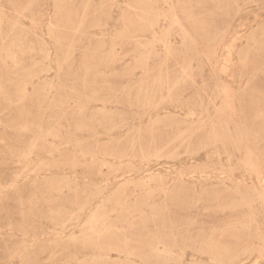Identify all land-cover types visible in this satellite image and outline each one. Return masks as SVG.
Here are the masks:
<instances>
[{
    "label": "rangeland",
    "instance_id": "rangeland-1",
    "mask_svg": "<svg viewBox=\"0 0 264 264\" xmlns=\"http://www.w3.org/2000/svg\"><path fill=\"white\" fill-rule=\"evenodd\" d=\"M257 190L264 0H0V264H264Z\"/></svg>",
    "mask_w": 264,
    "mask_h": 264
},
{
    "label": "bare ground",
    "instance_id": "bare-ground-1",
    "mask_svg": "<svg viewBox=\"0 0 264 264\" xmlns=\"http://www.w3.org/2000/svg\"><path fill=\"white\" fill-rule=\"evenodd\" d=\"M25 11H28L30 13L33 14V9L31 8V4H30V1H27L26 4L20 8V14L25 12ZM32 75L31 72H28V73H25V75L29 76V75ZM24 74H23V79L22 80H18L17 82L14 83V88L13 90H11V93H6L4 91V95H5V101H15V102H22L24 99H25V96H26V92H27V89L25 87L26 83L29 82V80L31 81V78L28 79V81L25 83L24 82ZM78 113V111H77ZM80 113V112H79ZM51 126V125H50ZM81 151V150H80ZM258 192V196L260 197V199L264 200V193L263 192H260V190H257ZM87 203V201H86ZM68 216V215H67ZM131 218H135L134 216H132ZM131 218H127L125 223H128V222H131ZM65 220V219H64ZM62 220V222L64 221ZM93 222L95 224H97V220L94 218ZM94 226V225H93ZM127 232L125 234L121 233V235H119V241L118 240H114V239H110L112 241L108 242V244L106 243H103V244H100V248H98L100 251L101 250H114V251H118L119 253H125L126 255H130L131 253V249L135 251L134 248H130L128 246V241L127 240H132L134 242H139V243H146L147 247H149L148 249V252L150 255H147L146 256H143L142 259L144 261H151L152 259L158 257L160 255V253L158 252V249L157 247L154 246L153 248V240L150 238L149 240H145V241H141L140 239H137L135 237H133V235H126ZM116 235V234H115ZM138 237H141V236H138ZM116 238V237H115ZM117 239V238H116ZM205 240V238L203 239ZM157 241V240H156ZM210 240H207V242H202L204 243L205 247L208 248V250L213 254V256H216L217 258H224V257H230L231 256V252H229L227 249H224L222 247H214L212 246L211 243H209ZM99 243V242H98ZM158 243V241H157ZM165 246L168 245V243L166 244V241L164 242ZM156 245V244H155ZM194 245V244H193ZM176 246V245H175ZM153 253V254H152ZM171 259V258H169ZM227 259V258H226Z\"/></svg>",
    "mask_w": 264,
    "mask_h": 264
}]
</instances>
